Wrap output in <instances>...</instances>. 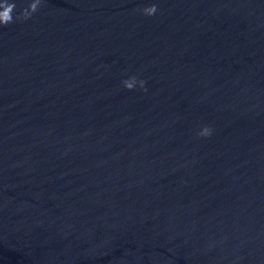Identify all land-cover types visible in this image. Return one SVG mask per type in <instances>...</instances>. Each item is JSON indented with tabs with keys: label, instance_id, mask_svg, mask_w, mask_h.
<instances>
[{
	"label": "water",
	"instance_id": "water-1",
	"mask_svg": "<svg viewBox=\"0 0 264 264\" xmlns=\"http://www.w3.org/2000/svg\"><path fill=\"white\" fill-rule=\"evenodd\" d=\"M0 264H264V0L0 26Z\"/></svg>",
	"mask_w": 264,
	"mask_h": 264
},
{
	"label": "clouds",
	"instance_id": "clouds-1",
	"mask_svg": "<svg viewBox=\"0 0 264 264\" xmlns=\"http://www.w3.org/2000/svg\"><path fill=\"white\" fill-rule=\"evenodd\" d=\"M41 0H30L27 7L22 8L19 13L14 16L13 13L16 9V4L14 0H3L0 7H3V13H0V26H7L16 20H28L39 8ZM157 7L155 4L143 7L139 9L142 15L150 17L157 12ZM122 85L126 90H133L137 85L141 90H146L144 85V80H137L135 76H130L122 81ZM199 136L207 137L211 135V129L207 126L203 127L199 133Z\"/></svg>",
	"mask_w": 264,
	"mask_h": 264
}]
</instances>
